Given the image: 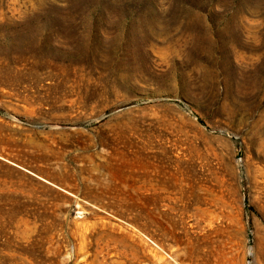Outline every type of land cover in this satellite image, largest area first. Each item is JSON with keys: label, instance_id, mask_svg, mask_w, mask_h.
<instances>
[{"label": "rangeland", "instance_id": "obj_1", "mask_svg": "<svg viewBox=\"0 0 264 264\" xmlns=\"http://www.w3.org/2000/svg\"><path fill=\"white\" fill-rule=\"evenodd\" d=\"M0 264H264V0H0Z\"/></svg>", "mask_w": 264, "mask_h": 264}]
</instances>
